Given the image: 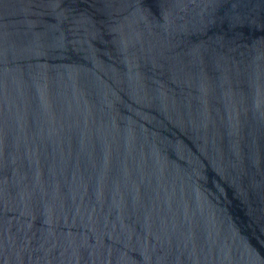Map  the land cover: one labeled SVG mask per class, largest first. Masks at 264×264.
<instances>
[{"label": "water", "instance_id": "1", "mask_svg": "<svg viewBox=\"0 0 264 264\" xmlns=\"http://www.w3.org/2000/svg\"><path fill=\"white\" fill-rule=\"evenodd\" d=\"M0 264H264V0H0Z\"/></svg>", "mask_w": 264, "mask_h": 264}]
</instances>
